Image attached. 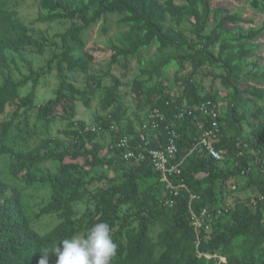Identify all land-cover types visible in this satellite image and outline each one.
I'll return each mask as SVG.
<instances>
[{"label": "trees", "instance_id": "1", "mask_svg": "<svg viewBox=\"0 0 264 264\" xmlns=\"http://www.w3.org/2000/svg\"><path fill=\"white\" fill-rule=\"evenodd\" d=\"M26 1L0 0V264H39L42 248L100 222L118 245L112 264H264V205L251 203L264 194V0L235 9L217 0H32L35 20L21 15ZM99 26L109 44L102 60L89 48ZM210 77L222 90L203 92ZM97 99L87 123L79 108ZM208 100L222 161L196 148L199 123L212 120L177 118ZM157 110L153 147L165 150L175 132L182 174L171 179L200 197L192 208L235 197L198 246L190 193L174 197L150 160L126 161L114 147L125 135L139 144ZM45 217L58 223L36 229ZM56 259L50 253L49 264Z\"/></svg>", "mask_w": 264, "mask_h": 264}, {"label": "built area", "instance_id": "2", "mask_svg": "<svg viewBox=\"0 0 264 264\" xmlns=\"http://www.w3.org/2000/svg\"><path fill=\"white\" fill-rule=\"evenodd\" d=\"M217 106L213 103V101L208 100L202 104V106L190 109H183L181 113L178 114L179 119H182L185 116L193 117L195 120L197 119V112L201 115H204L206 118L212 120V127L209 129H205L204 125L199 123L200 131H203L199 141L197 142L196 148L199 150L206 151L208 155L217 160L222 161L227 156V149L219 148L216 146V142L218 141V133L220 132L219 124L215 120L217 119ZM162 118L161 113L157 110L153 112L152 117L149 118L148 122L145 123L141 129L140 133V143L132 144V138L128 135H125L121 138L120 141L115 143V148L118 150H122V158L126 161L135 160V161H144L150 160L153 168L161 173V181L166 184V189L170 191L174 197L180 196V193L184 190L190 193V214L192 216V221L195 229V233L197 235V246L201 241V233L202 231H210L212 229L213 224L222 217L224 214H228L231 212L235 205V197L234 194L229 195L226 202L217 206H207L202 208L200 211H195L192 208L191 203L194 200L200 199L197 194L192 193L188 187L186 186L184 180H181L179 183H174L171 179L174 175H181V163L176 161L178 148L176 143L174 142L175 132H172L173 137L170 139V144L166 147L165 150L157 149L153 147L155 134L159 129V123L157 120ZM98 131L97 127H92L90 132ZM168 135H170L169 129H167ZM244 174V171H243ZM238 186L236 184H232L229 188L232 192L235 193L237 191ZM251 203L253 205L262 204L264 205V194H259L251 199ZM167 204V203H166ZM264 210V206L262 207ZM221 262H225L224 258H220Z\"/></svg>", "mask_w": 264, "mask_h": 264}, {"label": "clouds", "instance_id": "3", "mask_svg": "<svg viewBox=\"0 0 264 264\" xmlns=\"http://www.w3.org/2000/svg\"><path fill=\"white\" fill-rule=\"evenodd\" d=\"M112 231L107 222L96 223L83 235L63 238L51 251L42 248L39 264H49L50 253L56 255V264H112L118 250Z\"/></svg>", "mask_w": 264, "mask_h": 264}, {"label": "rangeland", "instance_id": "4", "mask_svg": "<svg viewBox=\"0 0 264 264\" xmlns=\"http://www.w3.org/2000/svg\"><path fill=\"white\" fill-rule=\"evenodd\" d=\"M217 5L220 6H224V7H229L231 9H235V8H239V7H245L246 1L245 0H217L216 2H214ZM36 9L37 7L34 5V3L32 2V0H27L26 3L24 4L23 9H21V15H23L25 18L31 20V19H37V14H36ZM244 18L246 19H254L256 25H260L263 21V17H259L253 14V12L250 9H246L243 12ZM263 44H264V38H263ZM108 44V40L107 38H105L101 33H100V26L95 29L93 31V33L90 35L89 37V48L92 47H98L101 50L100 51H96L95 55L97 57V60H102L105 57H107V53H105V47H107ZM174 70H172L171 73H173ZM137 73V66L132 64L131 66V71L129 72L127 81L130 79L132 80L133 77L136 75ZM56 87V83H55V79L53 78L51 80V89H54ZM203 87H204V93H207L208 91H210L212 89V87L217 90H222L221 84L219 81H216L214 84L212 83V78H206L204 83H203ZM47 90V88H45V91ZM123 91H126L127 88H123ZM52 98V90L51 92H47L46 95H43L42 97L39 98L38 104H41L42 102H46L49 99ZM46 99V100H44ZM129 100V99H127ZM98 103L99 100H94L93 102V110H85L84 107L80 106L79 108V117L82 118L84 121H87V123H90V119L91 117H93L96 113H97V107H98ZM133 103L131 101H129V105L131 106ZM132 107V106H131ZM58 127H56L54 129V134L58 133ZM50 165V163H49ZM51 166V165H50ZM54 172H56V168H52ZM107 175L112 174L111 171H106ZM253 195L252 192H238L236 197H240V198H244V197H248ZM46 220L40 221L39 223H37L35 225L36 229L40 230V231H47L49 229H51L54 225H56L57 219H55L54 217H45ZM49 223V225L47 226L46 224Z\"/></svg>", "mask_w": 264, "mask_h": 264}]
</instances>
